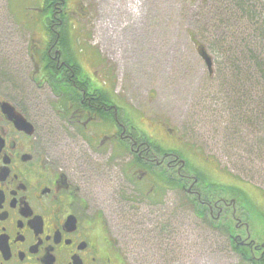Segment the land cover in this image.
Here are the masks:
<instances>
[{"label":"flooded vegetation","instance_id":"af4514ba","mask_svg":"<svg viewBox=\"0 0 264 264\" xmlns=\"http://www.w3.org/2000/svg\"><path fill=\"white\" fill-rule=\"evenodd\" d=\"M66 3L41 0L43 41L25 52L12 50L9 29L0 24V264H125L118 247L130 255L126 247L137 243L149 246L155 264L170 263L174 245L190 239L203 246L210 237L204 224L190 227L189 214L218 244L221 226L212 220L230 209L233 215L234 200H203L186 159L141 140L117 100L106 96L110 66L74 39L84 40L79 20L86 8L70 1L78 15ZM113 12L107 8L106 17ZM69 40L82 44L77 55ZM28 54L35 66L30 81L49 88L52 100L14 95L2 79L1 71H26ZM61 134L68 140L63 148ZM230 226L231 249L251 243V252H264V240L251 239L246 223L245 236L236 232L238 220ZM134 257L147 261L137 248Z\"/></svg>","mask_w":264,"mask_h":264},{"label":"rangeland","instance_id":"374dc122","mask_svg":"<svg viewBox=\"0 0 264 264\" xmlns=\"http://www.w3.org/2000/svg\"><path fill=\"white\" fill-rule=\"evenodd\" d=\"M70 1L73 0L64 6L81 15L80 8ZM40 2L0 0V24L9 29L13 51L25 52L26 48L42 44L44 15L36 9ZM248 2L258 18L253 23L255 19L247 17L255 38L250 31H233V13L238 6L235 0H102L100 10L97 0H80L79 6L86 8L87 15L79 20L76 14L74 19L81 24L84 40L78 36L74 39L97 50L110 66L104 71L108 75L106 96L112 94L117 100L120 111L140 130L141 140L146 137L167 152H177L180 159H188L190 166L204 172L209 182L230 185L234 191L229 189L221 196L235 199V213L232 215L231 209L227 213L234 216L232 224L236 220L242 224L236 232L245 236L246 223L250 238L263 240L257 235L264 234V116L253 107V97H241L236 103L238 96L224 88L231 58L230 36L238 44L249 36L254 38L257 49L264 48V0ZM107 8L110 14L117 9V15L106 17ZM223 35L226 37L221 38ZM221 43L226 46L225 53L216 52L214 45L218 48ZM69 45L77 55L76 46L82 44L75 46L69 40ZM199 45L212 59L210 74L198 53ZM27 58L26 71H1L2 79L15 91L14 95L52 100L49 88L30 81L35 66L29 54ZM258 92L260 98L264 81ZM44 105V112L50 114ZM67 142V136L61 134V148ZM188 224L191 228L204 224L200 227L210 233L209 239L205 238L203 246L190 239L184 245H174L169 255L173 260L163 264H240L239 256L227 243V235L221 233L217 244L202 220L189 214ZM146 246H127L130 255L118 249L124 254L125 264H137L136 248L147 256L145 264H155Z\"/></svg>","mask_w":264,"mask_h":264},{"label":"trees","instance_id":"16d2710c","mask_svg":"<svg viewBox=\"0 0 264 264\" xmlns=\"http://www.w3.org/2000/svg\"><path fill=\"white\" fill-rule=\"evenodd\" d=\"M238 3V6L235 8L233 16L235 18L236 23L233 25L232 29L236 33H244V31H250L251 35L255 38L254 31H252L253 25L249 23L247 17L250 20H254L253 23L258 21L255 11L248 6V0H235ZM250 4V3H249ZM238 19L244 20L245 23L239 24ZM262 35L264 36V28L262 29ZM247 33V35H250ZM246 35V34H245ZM226 37L223 35L221 38ZM231 41L229 42V48L231 49V58H229L230 66L226 70V85L225 89L229 93H233L234 95L238 96L235 98V102L237 103L239 98L250 96L253 97V107L257 109L258 113H262L264 116V94L260 98H258V90L260 88L261 83L264 81V48L257 49L255 42H253L254 38L247 36L246 40L241 41L239 44L235 42V39L230 36ZM216 40V39H215ZM213 40V41H215ZM217 49L216 52L225 53V45L221 43L218 48L214 45ZM262 52V53H261ZM263 54V55H262ZM243 57V58H242ZM229 80H231V84H229ZM261 82V83H260ZM237 84V86H236ZM224 96L230 100L229 95H227L224 91H222ZM158 152H161L157 149ZM188 171L198 177L199 180V190L202 193V199L205 201H212L215 199L217 192H224L229 189H232L229 185L223 184H213L210 183L205 175L204 172L199 170L198 168H193L190 166L188 167ZM175 177V176H173ZM233 190V189H232ZM234 191V190H233ZM243 194L242 192H240ZM244 195V194H243ZM240 198V196H238ZM197 209H203L205 206L200 205L199 202L195 200V205ZM202 212V210L200 211ZM199 215L203 216L199 213ZM232 217L227 214L220 215L219 219L212 220L213 223H219L221 226V233L227 235L229 238V234L233 232V228L230 226L232 223ZM261 234V233H259ZM258 234V235H259ZM257 238H263L264 234ZM233 249L236 254L240 258V264H264V252L263 253H253L248 248L252 246L251 243L247 245L240 246L238 243H233ZM256 254V256L254 255Z\"/></svg>","mask_w":264,"mask_h":264},{"label":"water","instance_id":"95a60500","mask_svg":"<svg viewBox=\"0 0 264 264\" xmlns=\"http://www.w3.org/2000/svg\"><path fill=\"white\" fill-rule=\"evenodd\" d=\"M198 53H199L200 57L202 58V60L204 61L208 72L211 73L212 72V60H211V57L208 55L207 51L202 46L198 47Z\"/></svg>","mask_w":264,"mask_h":264},{"label":"bare ground","instance_id":"6f19581e","mask_svg":"<svg viewBox=\"0 0 264 264\" xmlns=\"http://www.w3.org/2000/svg\"><path fill=\"white\" fill-rule=\"evenodd\" d=\"M60 6V5H59ZM140 135V134H139Z\"/></svg>","mask_w":264,"mask_h":264}]
</instances>
